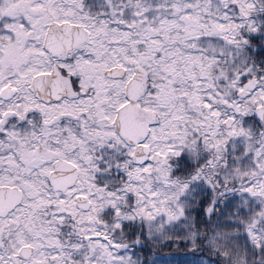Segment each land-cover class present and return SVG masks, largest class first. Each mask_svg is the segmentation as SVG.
<instances>
[{"label":"snow or ice","instance_id":"1","mask_svg":"<svg viewBox=\"0 0 264 264\" xmlns=\"http://www.w3.org/2000/svg\"><path fill=\"white\" fill-rule=\"evenodd\" d=\"M0 264H264V0H0Z\"/></svg>","mask_w":264,"mask_h":264}]
</instances>
